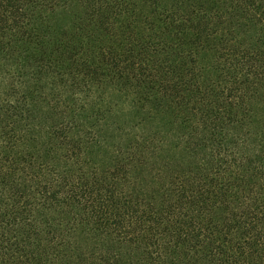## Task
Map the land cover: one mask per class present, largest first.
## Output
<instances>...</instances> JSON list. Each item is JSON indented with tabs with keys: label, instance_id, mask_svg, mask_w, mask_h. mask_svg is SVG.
Here are the masks:
<instances>
[{
	"label": "trees",
	"instance_id": "obj_1",
	"mask_svg": "<svg viewBox=\"0 0 264 264\" xmlns=\"http://www.w3.org/2000/svg\"><path fill=\"white\" fill-rule=\"evenodd\" d=\"M0 264H264V0H0Z\"/></svg>",
	"mask_w": 264,
	"mask_h": 264
},
{
	"label": "rangeland",
	"instance_id": "obj_2",
	"mask_svg": "<svg viewBox=\"0 0 264 264\" xmlns=\"http://www.w3.org/2000/svg\"><path fill=\"white\" fill-rule=\"evenodd\" d=\"M21 79L20 72L14 68L8 69L6 64L0 63V91L6 90L5 87H10V82L17 83Z\"/></svg>",
	"mask_w": 264,
	"mask_h": 264
}]
</instances>
